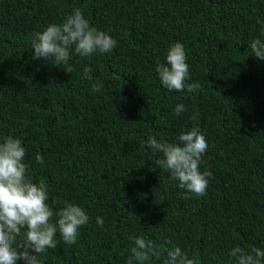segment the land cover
Masks as SVG:
<instances>
[{"label":"trees","instance_id":"trees-1","mask_svg":"<svg viewBox=\"0 0 264 264\" xmlns=\"http://www.w3.org/2000/svg\"><path fill=\"white\" fill-rule=\"evenodd\" d=\"M76 8L117 46L84 58L73 47L59 65L33 59V34ZM257 38L264 41V0H0V140L23 141L28 178L48 186L54 212L67 202L89 216L75 244L57 233L42 264H127L140 236L164 246L146 264H163L175 246L198 264H234L236 246L264 250V61L250 48ZM177 42L188 83L200 84L192 93L170 91L156 72ZM179 104L186 111L177 115ZM193 127L208 143L200 170L212 175L205 195L184 199L156 163L163 154L146 142L175 143Z\"/></svg>","mask_w":264,"mask_h":264},{"label":"clouds","instance_id":"clouds-1","mask_svg":"<svg viewBox=\"0 0 264 264\" xmlns=\"http://www.w3.org/2000/svg\"><path fill=\"white\" fill-rule=\"evenodd\" d=\"M33 59L54 60L56 65L67 63L73 47L80 57H91L94 53H109L117 41L109 34L90 25L81 9L76 8L62 24H49L42 32L33 34ZM250 48L254 56L264 61V41L254 39ZM156 72L161 84L171 90L188 93L200 88L199 83H188L190 68L186 50L182 43L173 44L167 51L166 63L156 61ZM92 69L84 68L83 75L91 79ZM91 91L99 92L100 87L93 84ZM186 111L185 105L176 106L175 113ZM146 146L154 153L163 154L156 163L170 172L171 179L179 181V188L196 196L206 194L211 172L200 170L203 154L208 148L205 135L198 127L182 131L177 142L157 141L152 136ZM26 148L23 141L13 135L0 140V264H42L41 255L48 248L57 246V233L65 244H75L79 230L89 221L86 211L78 204L65 202L59 211L47 203L48 186L44 181L39 184L28 178V167L24 162ZM44 163L39 154L35 157ZM55 217V220L53 219ZM97 224H104L97 217ZM17 237L22 243L17 244ZM133 246L127 264H146L152 257L159 259L164 255V246L157 245L143 236L133 237ZM234 264H264V250L253 247L251 252L236 246L229 252ZM163 264H198L194 258L178 246L167 251Z\"/></svg>","mask_w":264,"mask_h":264}]
</instances>
